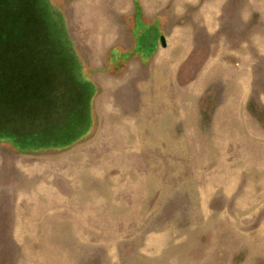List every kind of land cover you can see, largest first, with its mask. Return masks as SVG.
Segmentation results:
<instances>
[{"label":"rangeland","instance_id":"rangeland-1","mask_svg":"<svg viewBox=\"0 0 264 264\" xmlns=\"http://www.w3.org/2000/svg\"><path fill=\"white\" fill-rule=\"evenodd\" d=\"M0 32V264H264V0H0Z\"/></svg>","mask_w":264,"mask_h":264},{"label":"water","instance_id":"water-1","mask_svg":"<svg viewBox=\"0 0 264 264\" xmlns=\"http://www.w3.org/2000/svg\"><path fill=\"white\" fill-rule=\"evenodd\" d=\"M162 46H164L163 38L160 39Z\"/></svg>","mask_w":264,"mask_h":264},{"label":"trees","instance_id":"trees-1","mask_svg":"<svg viewBox=\"0 0 264 264\" xmlns=\"http://www.w3.org/2000/svg\"><path fill=\"white\" fill-rule=\"evenodd\" d=\"M3 16V15H2ZM6 17V16H5ZM8 18V17H7ZM0 38H2V35H1V32H0ZM5 39H7V38H5Z\"/></svg>","mask_w":264,"mask_h":264}]
</instances>
